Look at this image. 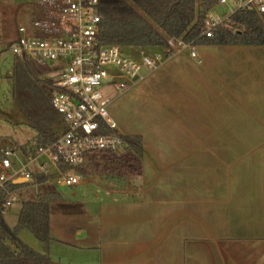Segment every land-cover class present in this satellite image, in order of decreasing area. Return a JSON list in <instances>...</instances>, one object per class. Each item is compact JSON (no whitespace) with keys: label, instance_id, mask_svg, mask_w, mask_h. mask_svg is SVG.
Masks as SVG:
<instances>
[{"label":"crops","instance_id":"crops-1","mask_svg":"<svg viewBox=\"0 0 264 264\" xmlns=\"http://www.w3.org/2000/svg\"><path fill=\"white\" fill-rule=\"evenodd\" d=\"M153 55L142 80L103 95L139 156H90L88 203L63 196L72 213L57 214L91 220L99 264H264V46Z\"/></svg>","mask_w":264,"mask_h":264},{"label":"built area","instance_id":"built-area-1","mask_svg":"<svg viewBox=\"0 0 264 264\" xmlns=\"http://www.w3.org/2000/svg\"><path fill=\"white\" fill-rule=\"evenodd\" d=\"M218 3L224 5L225 0ZM98 4V0H52L39 19L17 28L10 52L49 70L50 101L63 118L65 131L52 144L36 145L25 153L0 149V211L20 201L8 184L31 182L36 173L49 177L53 185L75 186L80 183L75 174L90 156L124 150L123 136L109 116L101 90L134 86L156 68L161 56L151 58L138 50L135 60L117 46L101 45ZM241 8L264 13V0H244ZM220 23L209 18L205 37H211V29ZM167 46L175 52L192 44L170 39ZM191 57L195 58L193 52Z\"/></svg>","mask_w":264,"mask_h":264},{"label":"trees","instance_id":"trees-1","mask_svg":"<svg viewBox=\"0 0 264 264\" xmlns=\"http://www.w3.org/2000/svg\"><path fill=\"white\" fill-rule=\"evenodd\" d=\"M98 1L97 39L101 45L117 46L123 52L137 49L169 56L173 53L167 46L170 39L193 46H264V13L254 8L237 9L206 38L205 23L219 0ZM48 71L34 62L14 58L8 80L11 100L34 131L35 146H48L65 131L63 118L50 101V80L42 78ZM123 143L124 150L139 156V138L123 137ZM19 149L26 152L25 147ZM7 188L18 195L21 206L14 229L6 225L0 211V264H51L46 254L51 242L50 217L72 213L73 206L55 191L50 178L41 174L33 173L31 182L8 184ZM23 230L43 246V254L22 243L18 232Z\"/></svg>","mask_w":264,"mask_h":264},{"label":"rangeland","instance_id":"rangeland-1","mask_svg":"<svg viewBox=\"0 0 264 264\" xmlns=\"http://www.w3.org/2000/svg\"><path fill=\"white\" fill-rule=\"evenodd\" d=\"M52 0H0V147H10L20 151L25 147L26 151L34 148V131L29 126L22 112L11 100L9 89V77L12 75L14 57L10 52L9 44L16 38L17 28L25 26L38 18L40 10L47 7ZM243 0H225V4H217L209 12V18L215 24L221 22L225 16L230 15L242 6ZM124 55L132 59H138V50L129 49ZM153 58V54L147 53ZM150 71V70H149ZM49 73L42 75L48 79ZM105 100L109 101L115 96V90L104 87L102 90ZM125 91L120 90L119 93ZM117 93V94H119ZM0 148V149H1ZM132 158V157H131ZM127 163H131L130 159ZM118 161H114L118 164ZM86 165V164H85ZM80 183L71 187H59L53 185L55 191L66 199L74 202H87L95 189L89 182L91 175L78 173ZM91 192V193H90ZM18 196V195H17ZM84 199V200H83ZM20 202L13 204L2 213V219L6 225L14 229L17 224V216L20 210ZM91 228V229H90ZM91 220L86 216H64L54 214L50 219V237L46 251L51 264H99L97 253L87 250L92 245L93 239L87 236L88 229L92 231ZM89 233V232H88ZM80 234V236H79ZM18 238L30 249L43 254V246L27 231H19ZM92 247V246H91ZM86 249V250H85Z\"/></svg>","mask_w":264,"mask_h":264},{"label":"water","instance_id":"water-1","mask_svg":"<svg viewBox=\"0 0 264 264\" xmlns=\"http://www.w3.org/2000/svg\"><path fill=\"white\" fill-rule=\"evenodd\" d=\"M145 73H146V71H145L144 69H142V70H141V74H145ZM19 183H20V184H21V183H24V181H20Z\"/></svg>","mask_w":264,"mask_h":264}]
</instances>
